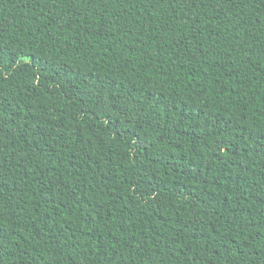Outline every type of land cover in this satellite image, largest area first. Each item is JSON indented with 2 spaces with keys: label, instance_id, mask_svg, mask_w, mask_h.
<instances>
[{
  "label": "trees",
  "instance_id": "trees-1",
  "mask_svg": "<svg viewBox=\"0 0 264 264\" xmlns=\"http://www.w3.org/2000/svg\"><path fill=\"white\" fill-rule=\"evenodd\" d=\"M0 264H264V0H0Z\"/></svg>",
  "mask_w": 264,
  "mask_h": 264
}]
</instances>
